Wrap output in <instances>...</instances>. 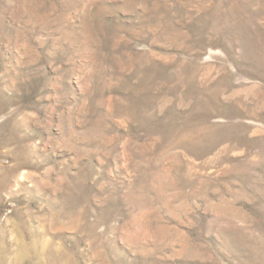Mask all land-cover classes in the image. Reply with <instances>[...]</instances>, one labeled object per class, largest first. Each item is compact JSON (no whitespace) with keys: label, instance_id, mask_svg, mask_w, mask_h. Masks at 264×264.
Returning <instances> with one entry per match:
<instances>
[{"label":"rangeland","instance_id":"rangeland-1","mask_svg":"<svg viewBox=\"0 0 264 264\" xmlns=\"http://www.w3.org/2000/svg\"><path fill=\"white\" fill-rule=\"evenodd\" d=\"M0 264H264V0H0Z\"/></svg>","mask_w":264,"mask_h":264}]
</instances>
